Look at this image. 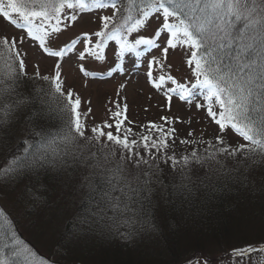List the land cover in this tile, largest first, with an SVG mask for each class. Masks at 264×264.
I'll return each mask as SVG.
<instances>
[{
  "label": "snow or ice",
  "instance_id": "6c2138e0",
  "mask_svg": "<svg viewBox=\"0 0 264 264\" xmlns=\"http://www.w3.org/2000/svg\"><path fill=\"white\" fill-rule=\"evenodd\" d=\"M107 8L112 9V14L99 16L96 30L82 32L62 46L57 44L60 35L78 20L76 10L91 12ZM0 17L23 33L20 37L0 36V130L7 127L11 134L13 117L35 103L34 93L47 97L44 102L50 107L55 103L63 114L61 130L56 133L58 139L53 137L48 143V148L56 145L54 156H71L78 163L86 162L93 174L109 184L115 181L132 192L149 194L154 182L162 183L158 163L161 159L171 169L172 180L179 177L180 184L172 186L187 188L192 183L193 166L207 165L202 179L210 180L212 174L226 167L220 157L234 161L237 168L246 166L255 156L264 157V0H0ZM153 20L159 23L152 36L137 35ZM162 35L166 45L161 49L162 58H153L149 68L156 65L163 70L169 49L179 47L188 53L186 63L193 81L182 83L170 74L154 77L151 70L147 78L158 90L170 84L164 92L169 108L173 96L189 105L202 97L204 103L197 102L195 107L205 111L218 126L219 134L212 142L202 136L198 140L190 139L194 132L189 131L188 138L180 143L203 144V153L193 147L179 157L175 152L169 155L175 144L176 129L170 126L172 122L167 117L161 118L163 125L149 122L141 126L146 127L147 134L133 138L132 129L125 127L126 104L121 110L117 102L115 111L108 109V119L95 122L92 110L81 111L80 96L65 87L60 63L48 74H42L37 63L29 77L26 53L21 52L27 39L43 55L58 60L77 52L79 47V61L91 57L104 62L110 42L114 57L123 59L126 54L140 57L141 46L160 47ZM122 70L117 61L107 70V75ZM79 71L92 79L104 75L98 77L96 71H90L83 63L79 64ZM22 78L32 82V91L27 95L19 90ZM41 81L47 88L36 86ZM38 115V112L28 113L32 122ZM229 132L243 143H226L224 137ZM33 135L39 136L40 141L26 139L22 154L6 158L5 165L0 167V177L19 176L49 163L48 150L43 147L49 134L42 129L33 130ZM144 199L150 202V196ZM132 203H140L143 209L142 201ZM106 207L114 214L133 211L123 199H112ZM5 218L6 213L0 209V264H23L22 257L31 259L32 264H47L19 242L11 228L2 223ZM232 256L240 257V264H247L248 258L251 264H264V244L234 249ZM187 264H193L192 260Z\"/></svg>",
  "mask_w": 264,
  "mask_h": 264
},
{
  "label": "rangeland",
  "instance_id": "374dc122",
  "mask_svg": "<svg viewBox=\"0 0 264 264\" xmlns=\"http://www.w3.org/2000/svg\"><path fill=\"white\" fill-rule=\"evenodd\" d=\"M75 14L78 16V20L60 35L57 41L58 45L62 46L70 40L76 39L82 32L96 30L98 17L111 15L112 9L91 12L87 9L76 10ZM158 23L156 20L151 21L147 29L137 35L152 36ZM3 35L20 37L23 33L0 17V36ZM159 44L160 47L157 48L141 46L142 55L140 57L126 54L123 59H119L113 56V47L110 42V46L106 50L107 60L104 62H96L91 57L85 61H79L77 57L79 47L77 52L58 60L55 57L43 55L36 45L27 39L21 46V52L26 53L25 64L29 77L33 75L34 65L37 63L42 74L51 73L54 65L60 63L65 87L74 90L80 96L81 111H87L90 108L95 122L108 119L110 115L108 109L111 108L115 111L117 102L120 104L121 110L126 104L125 127L132 129L135 134L133 138L139 139L140 134H147L146 127L141 126H147L149 122L163 125L164 122L161 118L167 117L172 122L170 126L176 129L175 144L169 150V155L175 152L179 157L193 147L200 146L201 148L198 149L203 153V144L183 145L180 140L188 138L189 131H192L194 136L190 139L198 140L202 136L204 140L214 142L216 135L219 134L218 126L206 116L203 109L195 107L197 102L204 103L202 97L197 98L193 104L189 105L173 96L169 108L164 92L170 84H165L159 90L152 87L147 78L149 70L153 72L154 77L170 74L182 83L193 81L191 69L186 63L188 53L179 47L169 49L163 70L156 65L149 68L153 58L157 60L162 58L161 49L166 46L163 35ZM117 61L122 65L123 70L108 76L107 70ZM80 63H83L90 71H96L98 77L103 73V77L97 79L84 77L79 71ZM121 85L125 87L121 89ZM36 86L47 88V85L42 81L37 82ZM19 90L27 95L32 91V82L22 78ZM33 95L35 103L25 106L18 115L13 117L11 134L7 127L0 130V167L5 165L6 158L9 156L22 154V150L26 146L24 144L26 139L40 141L39 136L33 135V130L35 132H40L42 129L47 131L48 141L43 144L47 150L48 143L61 130L63 121L61 110L55 103H51V107L49 103H45L47 97L36 96L35 93ZM30 111L39 113L34 122L28 116ZM92 123L93 121L90 119L88 126L91 127ZM56 138L58 139V137ZM224 139L229 144L236 141L243 143L231 132L227 133ZM49 149L48 160L50 163H54L52 168L50 166V172L45 164L42 168L37 167L31 172L22 173L19 176L0 177V209L6 213V218L2 223L11 228L23 246L30 248L36 254V259L42 258L47 264H90L91 262L86 263L84 250H81L87 246L78 245L77 238L69 234V228L76 222V209L79 203L85 199L88 193L94 192L96 187L100 190L99 184L101 185L104 180L100 175L93 174L86 162L78 163L71 156L63 158L54 156L55 144H52ZM220 159L229 160H225L224 157H220ZM158 163L159 177L165 176L164 180H167L168 176L172 177L171 169L163 162V159ZM201 168L193 166L195 173L192 172V175L200 171ZM85 177H89V179L85 180ZM151 188L152 191L149 195H153L152 198L161 203L167 191L166 185L154 182ZM110 190L114 193L117 192L119 198L125 199L128 203H130L128 196H136L138 193L130 191L123 184L115 181L110 184ZM204 238L206 240L201 239L202 247L188 245L181 251L179 249L181 259L177 264H187L189 260H192L193 264H240L241 258L232 256L233 250L250 244H264V230L254 232L248 237L232 238L229 242L230 247H226L227 244L215 242L213 238ZM238 241L240 242L238 243ZM21 260L23 264H32L31 259L25 260L22 257ZM102 261L106 262L104 259ZM247 264H251V258H248Z\"/></svg>",
  "mask_w": 264,
  "mask_h": 264
},
{
  "label": "trees",
  "instance_id": "16d2710c",
  "mask_svg": "<svg viewBox=\"0 0 264 264\" xmlns=\"http://www.w3.org/2000/svg\"><path fill=\"white\" fill-rule=\"evenodd\" d=\"M224 163L226 167L210 180L202 179L208 170L202 167L187 188L172 186L180 184L179 177L175 181L159 177L167 190L161 203L148 192H138L128 196L133 211L123 214L106 207L121 198L109 183L101 182L100 190L96 187L79 203L69 234L78 245L88 247L81 250L86 263L92 264H177L178 250L202 247L204 237L230 247L232 238L264 230V157L255 156L239 168L230 159ZM53 164L47 163L49 172ZM137 200L142 201V210L140 203H132Z\"/></svg>",
  "mask_w": 264,
  "mask_h": 264
}]
</instances>
